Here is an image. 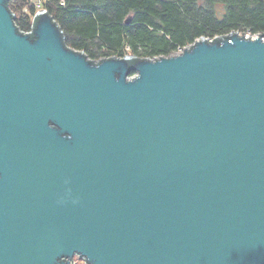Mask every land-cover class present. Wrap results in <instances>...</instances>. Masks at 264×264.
Here are the masks:
<instances>
[{"label":"water","instance_id":"1","mask_svg":"<svg viewBox=\"0 0 264 264\" xmlns=\"http://www.w3.org/2000/svg\"><path fill=\"white\" fill-rule=\"evenodd\" d=\"M0 0V264H264V33L90 61Z\"/></svg>","mask_w":264,"mask_h":264},{"label":"trees","instance_id":"2","mask_svg":"<svg viewBox=\"0 0 264 264\" xmlns=\"http://www.w3.org/2000/svg\"><path fill=\"white\" fill-rule=\"evenodd\" d=\"M7 7L17 30L29 32L37 5L8 0ZM40 7L65 45L90 61L168 57L200 38L264 33V0H40Z\"/></svg>","mask_w":264,"mask_h":264},{"label":"rangeland","instance_id":"3","mask_svg":"<svg viewBox=\"0 0 264 264\" xmlns=\"http://www.w3.org/2000/svg\"><path fill=\"white\" fill-rule=\"evenodd\" d=\"M31 3H34V4H36L37 5V11L38 10H40V9H42V7H40V0H29ZM23 11H25V9L23 10ZM36 11V12H37ZM237 34H242V32L241 31H235ZM205 39V38H204ZM207 39V38H206ZM189 45H187L186 47H188ZM186 47H184V48H186ZM183 48V49H184ZM183 49H179L178 51H177V53H179V52H181ZM177 53H175V54H177ZM73 264H85V262H84V260L81 258V257H79V256H77V255H74L73 256V258H72V261H71Z\"/></svg>","mask_w":264,"mask_h":264},{"label":"built area","instance_id":"4","mask_svg":"<svg viewBox=\"0 0 264 264\" xmlns=\"http://www.w3.org/2000/svg\"><path fill=\"white\" fill-rule=\"evenodd\" d=\"M239 36H243L246 39H255L257 38L260 34H250V33H242V34H238ZM206 39V38H205ZM209 41H212V39H208Z\"/></svg>","mask_w":264,"mask_h":264}]
</instances>
